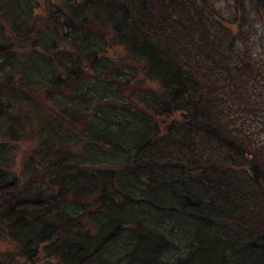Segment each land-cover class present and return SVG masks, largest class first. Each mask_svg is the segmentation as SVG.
Segmentation results:
<instances>
[{
	"label": "trees",
	"instance_id": "16d2710c",
	"mask_svg": "<svg viewBox=\"0 0 264 264\" xmlns=\"http://www.w3.org/2000/svg\"><path fill=\"white\" fill-rule=\"evenodd\" d=\"M0 230V264H264V0H0Z\"/></svg>",
	"mask_w": 264,
	"mask_h": 264
},
{
	"label": "rangeland",
	"instance_id": "374dc122",
	"mask_svg": "<svg viewBox=\"0 0 264 264\" xmlns=\"http://www.w3.org/2000/svg\"><path fill=\"white\" fill-rule=\"evenodd\" d=\"M27 131L29 132L28 128H27ZM30 145H32V142L27 141V140L20 139L19 141L16 142V146H17V149H19V151L23 150L25 147H28ZM33 146H36V143H33ZM28 153L30 152L28 151ZM85 153L86 152H80L78 155V159L86 160ZM73 163L76 165V162L74 160H73ZM12 252L14 253L13 247L8 243L5 233L0 230V256L3 257L4 260L12 261V257L8 255V253H12ZM19 264H23V263H19Z\"/></svg>",
	"mask_w": 264,
	"mask_h": 264
}]
</instances>
